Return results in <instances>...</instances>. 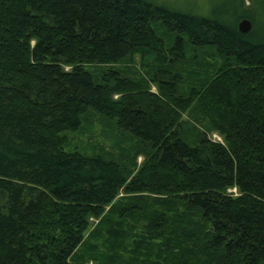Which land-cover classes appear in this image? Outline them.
Masks as SVG:
<instances>
[{
	"label": "trees",
	"instance_id": "trees-1",
	"mask_svg": "<svg viewBox=\"0 0 264 264\" xmlns=\"http://www.w3.org/2000/svg\"><path fill=\"white\" fill-rule=\"evenodd\" d=\"M220 1L0 0V264H264V0Z\"/></svg>",
	"mask_w": 264,
	"mask_h": 264
},
{
	"label": "rangeland",
	"instance_id": "rangeland-1",
	"mask_svg": "<svg viewBox=\"0 0 264 264\" xmlns=\"http://www.w3.org/2000/svg\"><path fill=\"white\" fill-rule=\"evenodd\" d=\"M166 7L172 9H194V8H203L204 12L207 8L211 6L220 5V0H156ZM244 8H249L251 6L250 0H241ZM208 11V10H207ZM206 11V12H207ZM154 60V59H153ZM157 59L153 62L156 63ZM152 63V64H153ZM114 68H117L114 65ZM150 91H154V88H150ZM108 132V133H107ZM209 137L213 141L220 142V139L212 134ZM69 148H77L79 151H84L86 154H95L98 151L97 149H103L104 151H109L114 143V137L110 130L102 124V122L97 119L95 116L87 115L81 125L79 132L68 134ZM121 145V144H120ZM141 156L135 158V163L138 165L141 162ZM234 192V190H231ZM121 194L116 196V199H119ZM91 223L95 222L93 219L90 220ZM93 227V226H92ZM90 227L89 229H92ZM90 264V263H88Z\"/></svg>",
	"mask_w": 264,
	"mask_h": 264
},
{
	"label": "water",
	"instance_id": "water-1",
	"mask_svg": "<svg viewBox=\"0 0 264 264\" xmlns=\"http://www.w3.org/2000/svg\"><path fill=\"white\" fill-rule=\"evenodd\" d=\"M251 24L247 19H242L237 23V30L241 34H246L249 32Z\"/></svg>",
	"mask_w": 264,
	"mask_h": 264
}]
</instances>
